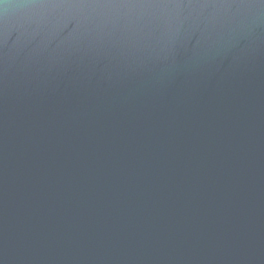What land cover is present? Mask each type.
<instances>
[{"label": "water", "instance_id": "1", "mask_svg": "<svg viewBox=\"0 0 264 264\" xmlns=\"http://www.w3.org/2000/svg\"><path fill=\"white\" fill-rule=\"evenodd\" d=\"M0 264H264V0H0Z\"/></svg>", "mask_w": 264, "mask_h": 264}]
</instances>
